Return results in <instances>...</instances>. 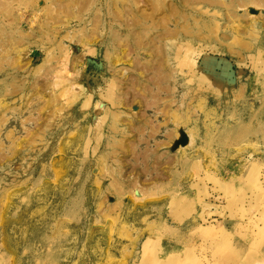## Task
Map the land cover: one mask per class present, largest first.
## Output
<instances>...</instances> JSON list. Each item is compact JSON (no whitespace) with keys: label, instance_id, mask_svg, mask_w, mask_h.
Listing matches in <instances>:
<instances>
[{"label":"rangeland","instance_id":"rangeland-1","mask_svg":"<svg viewBox=\"0 0 264 264\" xmlns=\"http://www.w3.org/2000/svg\"><path fill=\"white\" fill-rule=\"evenodd\" d=\"M0 264H264V0H0Z\"/></svg>","mask_w":264,"mask_h":264}]
</instances>
